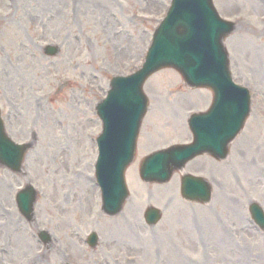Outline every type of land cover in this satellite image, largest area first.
<instances>
[{
  "label": "rangeland",
  "instance_id": "1",
  "mask_svg": "<svg viewBox=\"0 0 264 264\" xmlns=\"http://www.w3.org/2000/svg\"><path fill=\"white\" fill-rule=\"evenodd\" d=\"M215 2L224 16L245 17L227 47L233 78L251 86L254 104L252 119L231 145V155L212 163L213 201L186 202L178 196L177 175L163 185L139 180L138 168L148 152L191 140L184 125L187 112L207 109L213 96L203 88L201 96L196 90L170 102L171 89L186 88L175 70L165 69L156 74L162 86L156 76L146 84L151 109L140 154L128 172L132 196L105 228L102 218L100 223L92 219L95 213L98 217L100 201L88 178L94 177V138L102 127L94 106L113 76L142 65L156 27L150 19L161 16L170 0H48L47 6L46 0H0V107L16 141L38 134L25 162L28 175L0 172V264H28L41 248L36 227L22 225L14 203V192L26 179L45 195L38 214L51 212L38 225L58 237L57 245L68 247V259L75 264H127V255L136 264H238L243 259L264 264V231L253 227L249 213L251 200L264 207V0ZM32 22L43 29L33 33ZM35 43H59L61 54L45 57ZM244 145L249 152L240 165L234 156ZM202 163L199 159L196 164ZM198 171H207L205 163ZM150 204L164 215L153 227L144 220ZM93 227L100 231L101 244L92 251L83 241ZM65 259L54 256L51 263L65 264Z\"/></svg>",
  "mask_w": 264,
  "mask_h": 264
},
{
  "label": "water",
  "instance_id": "2",
  "mask_svg": "<svg viewBox=\"0 0 264 264\" xmlns=\"http://www.w3.org/2000/svg\"><path fill=\"white\" fill-rule=\"evenodd\" d=\"M226 30L227 24L219 19L210 0H175L169 18L156 33L145 68L131 78L119 77L113 80L109 97L98 106L99 114L104 120V132L99 138L100 157L97 168L104 188L105 208L109 212L121 207L126 194L123 173L132 159L139 120L148 106V102L144 100L142 85L151 73L164 66L180 68L192 79V84L214 87L217 97L211 114L223 116L222 126L225 125L229 133L242 121L247 110V96L234 88L227 76L222 51V38L228 33ZM185 43L188 45H181ZM206 60L212 62V69L216 72L214 75H206L200 68L201 63ZM203 75L209 80L195 81L203 78ZM228 91L233 93V97H226L225 93ZM237 94L240 95L239 98L236 97ZM130 108L132 114H128ZM213 128L216 131L213 142L222 145L226 138H221V127L214 125ZM194 147H198V144ZM200 149L203 148L197 150ZM24 150L23 146L12 142L6 134L0 112V160L9 167H19ZM175 153L166 156L156 154L145 164L144 176L159 179L162 178V172L163 178L169 176L166 175V167L171 173L173 168L169 165L183 160L177 159ZM192 153L188 151L191 157ZM152 166L156 168L152 169Z\"/></svg>",
  "mask_w": 264,
  "mask_h": 264
},
{
  "label": "bare ground",
  "instance_id": "3",
  "mask_svg": "<svg viewBox=\"0 0 264 264\" xmlns=\"http://www.w3.org/2000/svg\"><path fill=\"white\" fill-rule=\"evenodd\" d=\"M52 246H54L53 244H52ZM250 248V247H249ZM45 255V254H44ZM28 260H30V262H31V264L32 263H36V264H39V258L36 256V257H32V258H29ZM190 263V262H189ZM246 264V261L243 259V260H241V262L240 263H238V264ZM187 264V263H186Z\"/></svg>",
  "mask_w": 264,
  "mask_h": 264
}]
</instances>
